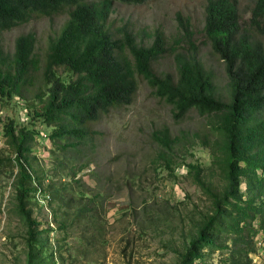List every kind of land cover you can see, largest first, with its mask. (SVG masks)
I'll list each match as a JSON object with an SVG mask.
<instances>
[{
  "label": "trees",
  "instance_id": "1",
  "mask_svg": "<svg viewBox=\"0 0 264 264\" xmlns=\"http://www.w3.org/2000/svg\"><path fill=\"white\" fill-rule=\"evenodd\" d=\"M112 1L0 0V109L18 100L25 101L28 111L26 123L13 116L3 119V134L13 154L7 161L17 169L14 192L27 227L28 263L53 264L51 248L45 257H37L49 244L42 234L48 237L52 228L38 229L40 222L27 208L36 193L45 192L41 186L46 175L38 164L34 165L33 145L41 137L37 124L49 129L46 136L62 158L71 159L70 168L78 162L71 174L75 176L89 164L85 150L96 146L95 132L89 124L115 106L130 104L139 75L157 98L171 105L174 120L189 111L208 119L209 129L202 136L184 130L172 135L167 127L153 133L161 148L157 158L162 167L174 177L175 167H184L208 202L205 210L198 211L193 235L177 264H212L208 261L214 253L220 256L217 264H250L256 236L264 239V0H254L244 27L236 0L205 1L203 32L213 53L223 62V90L197 55L188 16L175 14L186 47L169 49L159 29L152 32L151 42L145 45L136 42L126 25L117 31L112 29ZM118 1L143 4L149 0ZM58 13L67 17L59 32L49 39L42 62L35 52L32 32L15 38L12 53L4 51L2 32L29 21L34 14ZM169 50L176 73L155 72L152 63ZM195 138L209 149L208 166L175 157ZM64 164L58 163L60 167ZM62 190L57 186L50 192L66 208L59 210L58 225L67 232L69 224L76 221L90 223L91 229L85 226L83 230L89 242L95 234L93 209L98 195L86 200L85 193L79 192L78 198L84 203L79 201L70 218L74 196L67 198ZM57 215L55 210V220Z\"/></svg>",
  "mask_w": 264,
  "mask_h": 264
},
{
  "label": "rangeland",
  "instance_id": "2",
  "mask_svg": "<svg viewBox=\"0 0 264 264\" xmlns=\"http://www.w3.org/2000/svg\"><path fill=\"white\" fill-rule=\"evenodd\" d=\"M206 0H149L143 4H126L112 1L109 21L116 30L126 25L140 44H149L156 29L163 31L169 49L186 47L181 41L182 33L175 20L176 12L190 18L193 29L192 41L197 55L210 69L219 90L224 89L226 76L222 60L213 53L203 32L204 5ZM241 25L247 26L254 0H236ZM65 13L52 16L34 14L25 23L1 33L4 51L13 52L14 40L22 33L32 32L36 37L35 52L43 60L48 41L54 37L66 20ZM173 53L167 51L152 63L155 72L176 73ZM138 87L130 104L115 106L99 120L89 124L95 132L94 150H85L89 164L75 176L72 171L78 165L62 158V153L51 145L46 136L49 129L37 124L40 135L34 147V165L42 168L46 179L41 188L27 204L31 217L40 222L38 229L51 227L49 241L41 249L38 259L45 257L50 248L57 251L55 264H177L179 255L194 232L198 211L205 210L208 202L192 183L184 167H175L174 177L157 158L160 146L153 138L154 131L167 127L172 135L180 131L202 136L209 129L208 119L196 111H189L174 120L171 105L157 98L146 80L137 75ZM13 116L26 123L28 111L25 101L14 100L0 109V264H29L27 227L17 209L14 181L16 166L7 157H13L3 134V119ZM47 130V131H46ZM43 133V134H42ZM197 137V136H195ZM175 157L187 162L210 164L209 149L203 147L199 138L190 142L186 149H179ZM59 162H64L60 167ZM62 186L65 197L74 196L69 217L84 200L78 198L83 191L90 199L95 194V234L89 242L83 235L90 223L76 221L69 224L67 232L58 225L62 206L50 193ZM241 189L245 186L242 183ZM196 206V208H195ZM55 210L57 219L55 220ZM90 228V227H89ZM91 229V228H90ZM91 231V230H90ZM60 247V251L59 250ZM39 249V248H37ZM55 251V252H56ZM213 255L214 264L219 259ZM212 255L208 263L213 264ZM40 261V260H39Z\"/></svg>",
  "mask_w": 264,
  "mask_h": 264
},
{
  "label": "built area",
  "instance_id": "3",
  "mask_svg": "<svg viewBox=\"0 0 264 264\" xmlns=\"http://www.w3.org/2000/svg\"><path fill=\"white\" fill-rule=\"evenodd\" d=\"M43 134V133H42ZM39 198V196H37ZM256 242V251L254 252V254H252V259H251V263L250 264H264V239L260 236L257 235L255 238ZM56 250L53 249V257L57 256L55 252ZM53 264H55V261L53 259ZM215 264H217V262H215Z\"/></svg>",
  "mask_w": 264,
  "mask_h": 264
}]
</instances>
